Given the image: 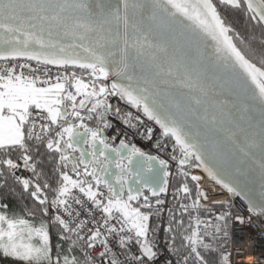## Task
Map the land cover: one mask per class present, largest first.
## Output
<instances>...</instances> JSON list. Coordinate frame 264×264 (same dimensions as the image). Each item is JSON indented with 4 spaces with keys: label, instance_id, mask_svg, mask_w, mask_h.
Here are the masks:
<instances>
[{
    "label": "snow or ice",
    "instance_id": "1",
    "mask_svg": "<svg viewBox=\"0 0 264 264\" xmlns=\"http://www.w3.org/2000/svg\"><path fill=\"white\" fill-rule=\"evenodd\" d=\"M253 217L264 0H0V264H232Z\"/></svg>",
    "mask_w": 264,
    "mask_h": 264
},
{
    "label": "built area",
    "instance_id": "2",
    "mask_svg": "<svg viewBox=\"0 0 264 264\" xmlns=\"http://www.w3.org/2000/svg\"><path fill=\"white\" fill-rule=\"evenodd\" d=\"M113 104H118L122 107L124 111L131 110L135 112L134 109L125 108L123 102L118 99L113 98ZM145 124L148 127H153L151 122L145 120ZM117 127L121 125L117 124ZM132 142L138 144V146L143 147L146 151H150L153 154L155 149L147 143V141L142 138L132 135ZM197 175L202 176L203 185L207 182V175L202 170L196 171ZM230 194H225L224 199H227ZM170 199V197H169ZM233 211L235 214H240L247 216L245 209V204L241 202L237 197H232ZM211 203V202H209ZM166 222V216L164 217ZM158 239L163 242V232L161 231L158 235ZM229 251L232 253L231 259L232 264H264V221H261L259 217H253L251 223H246L245 225H234L231 234L230 248ZM251 257V259H249Z\"/></svg>",
    "mask_w": 264,
    "mask_h": 264
},
{
    "label": "bare ground",
    "instance_id": "3",
    "mask_svg": "<svg viewBox=\"0 0 264 264\" xmlns=\"http://www.w3.org/2000/svg\"><path fill=\"white\" fill-rule=\"evenodd\" d=\"M204 189L206 191H209V196H210V200L209 202H212V201H218V200H223L225 195H215L213 194L214 192L215 193H219L221 191V189L214 185L213 182H206V184L203 185Z\"/></svg>",
    "mask_w": 264,
    "mask_h": 264
},
{
    "label": "trees",
    "instance_id": "4",
    "mask_svg": "<svg viewBox=\"0 0 264 264\" xmlns=\"http://www.w3.org/2000/svg\"><path fill=\"white\" fill-rule=\"evenodd\" d=\"M237 27H241V25L238 23V24H237ZM230 240H231V238H230ZM230 240H229V242H228V249L230 248Z\"/></svg>",
    "mask_w": 264,
    "mask_h": 264
},
{
    "label": "water",
    "instance_id": "5",
    "mask_svg": "<svg viewBox=\"0 0 264 264\" xmlns=\"http://www.w3.org/2000/svg\"><path fill=\"white\" fill-rule=\"evenodd\" d=\"M241 202H243L245 204V202L243 201V199L241 197H237Z\"/></svg>",
    "mask_w": 264,
    "mask_h": 264
},
{
    "label": "rangeland",
    "instance_id": "6",
    "mask_svg": "<svg viewBox=\"0 0 264 264\" xmlns=\"http://www.w3.org/2000/svg\"><path fill=\"white\" fill-rule=\"evenodd\" d=\"M208 181H209V182H213V181H211L210 179H207V182H208ZM213 183H214V182H213Z\"/></svg>",
    "mask_w": 264,
    "mask_h": 264
}]
</instances>
